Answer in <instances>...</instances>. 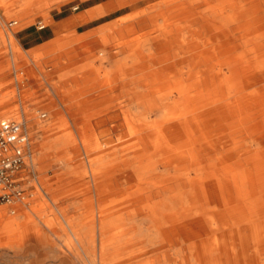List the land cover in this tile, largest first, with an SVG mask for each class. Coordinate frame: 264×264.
Segmentation results:
<instances>
[{
  "label": "rangeland",
  "instance_id": "1",
  "mask_svg": "<svg viewBox=\"0 0 264 264\" xmlns=\"http://www.w3.org/2000/svg\"><path fill=\"white\" fill-rule=\"evenodd\" d=\"M43 1L0 0V122L27 121L33 160L26 173L32 168L36 173V180L30 177L26 184L29 203L12 206L16 213L8 230L10 209L0 213V264H264V215L251 213L263 203L264 179L259 194L246 197V213L251 214L241 223H229L203 198L205 175L200 169L172 168L161 172L165 175L158 170L152 176L124 151L134 125L126 123L125 110L149 87L132 83L139 75L129 71L140 61L134 51L123 53L118 43L160 34L173 39L181 27V40L188 41L184 45L197 44L199 50L173 52L167 65L189 72L193 57L218 53L193 38L191 30L200 31L199 26L174 18L193 0H173L168 6L160 4L164 0L130 2L113 15L117 22L123 28L147 23L126 32L127 38L122 27L98 37L68 32L55 43L25 51L17 34L37 22L31 9ZM132 15L140 17L127 22ZM13 21L18 24L10 27ZM156 25L162 31L156 32ZM42 114L47 117L42 119ZM152 119L160 121L161 116ZM94 152L100 158L79 156ZM110 163L124 171L112 180L120 187L114 193L107 190L111 179L103 176ZM211 166L216 170L221 165L215 160ZM175 224L186 227V233L172 234Z\"/></svg>",
  "mask_w": 264,
  "mask_h": 264
},
{
  "label": "bare ground",
  "instance_id": "2",
  "mask_svg": "<svg viewBox=\"0 0 264 264\" xmlns=\"http://www.w3.org/2000/svg\"><path fill=\"white\" fill-rule=\"evenodd\" d=\"M132 1L119 0L117 7L129 6ZM172 2L164 0L160 4L168 6ZM138 14L143 16L144 12ZM140 15L126 20L137 19ZM174 18L199 26L200 31L191 30L193 38L201 39L203 47L214 48L218 53L200 60L197 58L203 54L193 57L191 69L184 73L173 64L167 65L173 52L174 55L193 53L200 47L184 45L188 41L181 40L183 28L176 30L173 39L160 34L128 40L126 32L142 29L147 22L138 21L124 28L118 24L126 36L118 43L123 53L134 51L140 61L132 68L134 70L131 69L133 72L129 71L130 75H139L132 83L137 84V88L149 87L146 93L135 95L136 100L125 110L126 123L134 125L124 151H129L140 168L151 175L172 168L200 169L205 175L203 198L227 217L229 223L238 224L249 213H246L247 195L259 194L258 186L264 179V0H193L188 7L182 6ZM159 28L156 25L155 31H162ZM154 67L162 68L149 71ZM172 76L177 79L172 80ZM186 81L190 83L184 87ZM191 90L196 93L191 95ZM157 114L161 116L160 121L152 119ZM219 154L222 158H218ZM79 156L85 160L100 158L97 152L79 153ZM215 160L221 166L213 170L211 162ZM123 173L121 165L110 163L103 172L105 178L111 179L108 192L120 189L112 180ZM170 181L161 183V187ZM38 189H42L40 184ZM102 192L103 188L100 195ZM28 199L25 204L29 203ZM262 199L260 207L250 211L257 217L264 215V195ZM185 229L175 224L172 234Z\"/></svg>",
  "mask_w": 264,
  "mask_h": 264
},
{
  "label": "crops",
  "instance_id": "3",
  "mask_svg": "<svg viewBox=\"0 0 264 264\" xmlns=\"http://www.w3.org/2000/svg\"><path fill=\"white\" fill-rule=\"evenodd\" d=\"M118 2L119 0H45L31 9L35 12L37 22L22 29L16 39L25 51H35L57 42L68 32L76 37L102 36L114 26L119 27L117 22L119 17L113 15L127 6L117 7ZM76 6L78 9L74 10ZM84 17H90V19L83 21ZM39 25H44V28L40 29ZM112 58H116L114 54ZM7 207L10 209L5 223L8 230L14 224V220L10 217H13L16 211L12 206L10 208L8 205L0 204V213L6 211ZM18 220L23 222L24 217H19ZM8 233L10 232L7 231Z\"/></svg>",
  "mask_w": 264,
  "mask_h": 264
},
{
  "label": "built area",
  "instance_id": "4",
  "mask_svg": "<svg viewBox=\"0 0 264 264\" xmlns=\"http://www.w3.org/2000/svg\"><path fill=\"white\" fill-rule=\"evenodd\" d=\"M73 9L77 10L78 7ZM17 24V21L10 22V27ZM39 27L43 29L44 25ZM46 117V114L41 115L42 119ZM32 160V139L27 124L23 121L2 120L0 122V204L13 206L29 198L26 184L30 177L36 180L33 168L26 173Z\"/></svg>",
  "mask_w": 264,
  "mask_h": 264
}]
</instances>
